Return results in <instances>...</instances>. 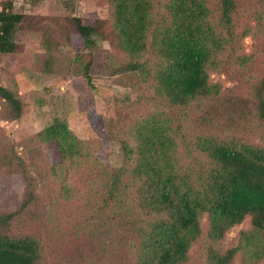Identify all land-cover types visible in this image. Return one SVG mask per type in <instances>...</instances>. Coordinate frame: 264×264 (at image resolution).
<instances>
[{
	"label": "trees",
	"instance_id": "obj_1",
	"mask_svg": "<svg viewBox=\"0 0 264 264\" xmlns=\"http://www.w3.org/2000/svg\"><path fill=\"white\" fill-rule=\"evenodd\" d=\"M105 1L107 20L71 19L78 46L94 55L83 68L87 83L97 42H107L127 59L117 72L149 84V101L161 108L136 122L131 140L122 142L119 167H106L90 154L73 120L56 119L39 132V142L60 154V171L51 167L64 181L59 196H79L68 183L67 164L88 165L95 179L79 206L84 231L134 248L132 264H236L238 258L258 264L264 253V0H164L156 26L150 0ZM24 17L10 2L2 4L0 56L17 52ZM246 37L255 40L250 54L242 52ZM54 44L45 36L44 48ZM211 73L243 82L246 91L223 93ZM0 99L6 118L19 119L14 93L0 86ZM105 101L112 128V103ZM190 112L201 115L188 132ZM182 149L193 165L181 164ZM26 185L18 208L0 213V264H41L40 241L12 229L34 201ZM247 218L251 230L222 251L229 231ZM200 237L206 242L194 257Z\"/></svg>",
	"mask_w": 264,
	"mask_h": 264
},
{
	"label": "rangeland",
	"instance_id": "obj_2",
	"mask_svg": "<svg viewBox=\"0 0 264 264\" xmlns=\"http://www.w3.org/2000/svg\"><path fill=\"white\" fill-rule=\"evenodd\" d=\"M150 1L156 26L158 17L164 14V0ZM5 2L25 17L16 34L17 52L0 56V86L13 92L22 107L20 118L9 120L7 106L0 99V213L18 208L30 182L34 201L14 219L12 229L40 241L41 264H132L134 248L84 231L79 206L95 174L90 175L88 165L71 168L67 164L68 183L79 196L61 198L58 191L64 186L62 175L58 181L51 171L52 166L60 171L56 168L61 164L60 154L40 143L37 134L56 119L73 120L83 131L82 141L90 154L106 167H119L122 142L131 140L136 122L161 107L149 101L153 94L149 84L138 82L133 74L117 72L127 59L107 42H97L99 56L89 72L92 84L87 83L83 68L94 55L78 46L71 19L107 20L110 11L105 0H0V9ZM45 36L55 42L49 50L43 47ZM254 46L255 40L246 37L242 52L250 54ZM210 81L219 84L223 93L242 95L246 91L243 82L225 74L211 73ZM106 97L113 107L112 128L105 118ZM200 115L190 112L188 132ZM179 154L181 164H194L185 150H179ZM202 226H206L205 219ZM250 230L247 218L229 231L220 249L234 247L239 235ZM199 240L192 250L194 257L206 242L204 237ZM263 263L264 253L258 264ZM236 264H243L240 258Z\"/></svg>",
	"mask_w": 264,
	"mask_h": 264
}]
</instances>
